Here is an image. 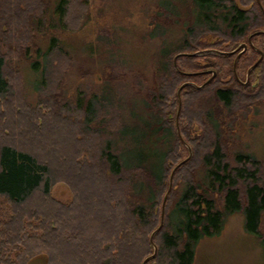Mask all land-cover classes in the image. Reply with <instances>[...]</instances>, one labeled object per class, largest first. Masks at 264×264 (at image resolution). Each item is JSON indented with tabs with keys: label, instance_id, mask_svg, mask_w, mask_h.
<instances>
[{
	"label": "trees",
	"instance_id": "obj_1",
	"mask_svg": "<svg viewBox=\"0 0 264 264\" xmlns=\"http://www.w3.org/2000/svg\"><path fill=\"white\" fill-rule=\"evenodd\" d=\"M241 1L190 0L194 23L186 25L184 40L173 52L176 63L168 55L162 66L170 80L162 79L158 88L146 91L145 107L137 113L130 112V126L118 131L115 142L103 144L95 122L107 96L78 98L72 111L81 120L74 126L62 112L71 111V107L60 108L57 96H50L51 106L42 105L46 114H34L18 105L6 72L8 59L15 54L10 42L27 40L29 47L21 59L30 62L33 72H39L42 87L59 81L54 71L62 69L68 57L61 54L57 35L51 33L44 50L36 38L50 34L52 29L79 30L85 17L72 26L71 10L80 8L86 0H0V33L5 29L0 34V45L5 42L9 50L8 59L0 54V264H26L40 254L47 256V264H140L152 255L149 236L160 226V214L155 212L160 207L162 191L157 190L164 187L170 166L179 162V155L187 154L176 135L174 120L179 119L184 138L181 120L187 121L194 113L190 101L212 95L215 106L237 108L256 103L252 84L264 83V0ZM11 28L16 35L13 39L8 33ZM211 34L215 40L203 41ZM239 44L247 48L234 68L235 54L210 56L211 62L204 64L197 62L200 60L195 53L206 49L224 53ZM260 56L245 84L247 70ZM58 57L59 68L54 64ZM225 76L230 78L228 86L218 81ZM163 91L171 99L170 106L161 95ZM45 119L57 123V137L68 143L67 152L57 155L56 161L53 149L41 150L45 137L40 138L38 133H43L34 127ZM198 125L203 126L201 120ZM170 131L174 137L172 146L158 152L157 142L167 138ZM36 134L39 144L34 147L28 142L35 140ZM203 136L184 139L193 150L190 162L181 167L186 168L188 181L178 194L169 196L164 224L153 237L156 255L146 264H193L197 244L217 237L226 217L234 214L243 215L244 232L264 247L260 232L264 184L257 177L258 163L250 156L236 155V165L231 167L223 147L208 141L206 132ZM127 144L136 150L131 158L124 154ZM113 145L117 148L113 149ZM40 151L48 152L40 158ZM199 169L204 172L205 182L196 179L194 170ZM137 173L153 181L148 203L128 193L138 183L132 182ZM57 183L70 188L69 205L51 197ZM141 183L147 187L146 182ZM174 194L178 197L172 201ZM212 194L218 195V200Z\"/></svg>",
	"mask_w": 264,
	"mask_h": 264
},
{
	"label": "rangeland",
	"instance_id": "obj_2",
	"mask_svg": "<svg viewBox=\"0 0 264 264\" xmlns=\"http://www.w3.org/2000/svg\"><path fill=\"white\" fill-rule=\"evenodd\" d=\"M239 1L242 2L235 0L236 3ZM259 2L261 0H258ZM72 10L74 16L69 19L72 26L73 24L77 25L78 20L80 18L83 20L85 17L83 22L78 25L81 27L79 30L60 32L52 29L50 34L47 32L44 35H38L36 38V43L44 50L51 33L57 35L62 46L61 54L68 57L63 60L65 65L62 69L60 68L59 71L55 69L54 73L58 74L57 78H61L55 83L42 87L39 72H33L30 62L21 59L24 56V49L29 47L27 40L20 41L19 39L10 42L15 53L11 55L10 59L7 58L9 50L5 46L8 44L4 42L0 45V54L8 59L6 72L12 86L11 89L15 93L16 103L26 106L34 114L37 112L44 113L42 105L51 106L50 96H57L60 108L63 106L71 107V111L62 112L74 126H78V121L81 120L78 114L72 111V106L76 105L78 98L82 96L88 98L92 94L107 96V101L102 105L101 116L95 125L97 129L99 128L103 144L108 141L115 142L118 131L128 128L129 122L132 123L130 112L137 113L138 110L145 107V94L152 88H158L162 79L170 80L164 73L162 66L166 62L165 57L168 55L172 58L173 64L176 63L177 57L174 56L173 52L178 50L184 40L186 25L190 22L191 24L194 23V13H192L190 0H86L80 8L75 7L74 11ZM2 31L0 34H4L5 29L3 28ZM8 33L10 37L8 34L7 36L11 39L16 36L12 28ZM204 39L203 41L212 42L215 37L211 34ZM239 45L224 53L210 49L195 53L200 60L197 62L201 64L211 62L208 57L235 51ZM165 51L166 53H164ZM234 54L236 56L237 52ZM54 61V64L59 68L61 65L59 57L55 58ZM212 61L214 60L212 59ZM229 80L230 78L226 76L218 78L219 83L223 86H228ZM240 81L244 83L245 77ZM248 81L245 84H248ZM254 84H252L251 94L255 99H258L256 103L225 109L220 105L215 106L212 95H206L201 100L190 101L192 103L190 109L194 113L187 121L181 120V131L185 135L184 138L180 133L179 119L174 120L176 121V135L183 147L186 148L187 154L181 155L179 153L181 157L179 162L172 167L169 165L170 170L165 185L161 190H157V192H162L160 207H156L155 213L160 214L162 226L169 196L173 192L178 194L184 182L188 181L189 176L185 173L186 168L181 167L190 162L193 150L185 140L198 139L203 136L204 132H206L208 141L217 142L223 147V153L231 167L236 165V155H247L253 158L259 166L257 177L264 184V83L261 85L259 81H256ZM162 94L170 106L171 99L166 97V91H163ZM220 109H222L221 114H217L216 112ZM49 111L51 110L49 109ZM200 120L203 124L202 127L198 125ZM56 124L52 120L45 119L42 125L34 126L38 128V132L41 130L43 133V135L38 133V136L40 138L45 137L46 143H42L43 148L41 150L51 148L56 152L54 153L55 157L66 153L68 150L66 147L68 143L62 142L63 140L61 141L57 137L56 129L58 128H56ZM75 128L77 129V127ZM38 136L36 134L37 138L28 143L34 147L37 146L39 144ZM167 136V138L157 142L156 149L158 152L172 146L174 140L172 132L170 131ZM148 140H150L149 136ZM112 148L116 149L117 147L113 145ZM133 149V146L130 147L127 144L125 156L128 155L131 158L130 154L136 151ZM73 150H76V146H73ZM145 151L149 152L147 147ZM47 152L40 151L38 157H45ZM57 158L59 157H56L54 161ZM144 168L148 167L144 166ZM179 168L183 171H179L181 170ZM201 170H194L196 171L195 176L196 179L199 178L205 182L204 172ZM139 174H135L137 177L132 181L138 183L130 188L128 193L135 199L148 203L146 199L150 193V188L153 186V181L145 177L146 175ZM141 182H146L147 187ZM169 182L171 184L170 191L166 197L161 217L162 203ZM177 194L172 195V201L177 199ZM51 197L55 202L65 205L72 202V192L63 183L54 185ZM212 197L215 200L219 198L216 194H212ZM32 208L34 207L32 206ZM243 223L242 214L226 217L224 227L217 237L203 239L197 244L193 264H264V247L252 235L244 232ZM260 232L264 236V217L260 225ZM47 263V256L40 254L31 258L26 264Z\"/></svg>",
	"mask_w": 264,
	"mask_h": 264
},
{
	"label": "water",
	"instance_id": "obj_3",
	"mask_svg": "<svg viewBox=\"0 0 264 264\" xmlns=\"http://www.w3.org/2000/svg\"><path fill=\"white\" fill-rule=\"evenodd\" d=\"M257 2H258V0H256ZM249 44H251L250 43V38H249ZM246 48H247V46H246V44H240L236 49H235V51H232V52H229V53H227V55H232V54H234V53H236L237 52V55L235 56V60H234V64H233V68L235 67V63L237 62V59L239 58V56L246 50ZM261 60V56L259 57V59L257 60V62L251 67V68H249L248 70H247V73H246V82L248 81V76H249V73H250V71L257 65V63L259 62ZM215 75V73H213L212 74V76H214ZM184 86V85H183ZM172 175V174H171ZM170 182H171V177H170ZM170 182H169V187H168V190H167V192H166V194H165V196H164V199H163V203H162V213H161V217H162V215H163V209H164V203H165V201H166V197H167V195H168V193H169V191H170ZM162 221V220H161ZM161 226H162V222H160V226L151 234V236H150V239H149V241H150V243H151V245H152V247H153V254L151 255V256H149V257H147V258H145L144 260H143V262H142V264H146L149 260H151V259H153L154 257H155V255H156V246L154 245V243H153V237H154V235L160 230V228H161Z\"/></svg>",
	"mask_w": 264,
	"mask_h": 264
}]
</instances>
